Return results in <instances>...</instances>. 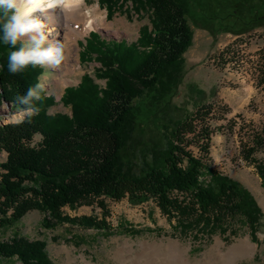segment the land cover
Here are the masks:
<instances>
[{"label": "trees", "instance_id": "16d2710c", "mask_svg": "<svg viewBox=\"0 0 264 264\" xmlns=\"http://www.w3.org/2000/svg\"><path fill=\"white\" fill-rule=\"evenodd\" d=\"M100 1L109 11L131 3L138 15H150L151 28H141L132 44L99 41L91 33L86 58L100 64L96 75L106 84L102 87L85 75L78 87L69 88L64 100L71 106V116H51L48 110L54 100L43 91L42 99L33 101L40 109L37 115L0 123V152L6 153L0 162V229L39 210L44 214L41 225L47 229L69 224L105 234H137L134 228L110 225L107 198L127 199L132 205L153 201L164 215L178 220L180 231L189 233L226 232L230 221L243 216L255 235L261 211L254 197L209 163L212 104H203L165 126L162 144L149 149L140 171L127 166L123 158L135 128L133 100L148 93L164 95L179 77L183 55L193 39L187 20L189 0ZM4 22L0 11V37ZM13 50L0 39V108L8 105L21 111L25 106L18 104L17 97L41 83L43 68L29 65L20 73H10L7 56ZM258 57L264 85V44ZM191 147H197L199 155ZM258 148H264V135L255 136L245 152L264 185V160L252 158ZM83 205H97L103 218L70 216L63 210ZM46 247L43 240L15 234L0 242V257L20 264H52Z\"/></svg>", "mask_w": 264, "mask_h": 264}, {"label": "rangeland", "instance_id": "374dc122", "mask_svg": "<svg viewBox=\"0 0 264 264\" xmlns=\"http://www.w3.org/2000/svg\"><path fill=\"white\" fill-rule=\"evenodd\" d=\"M85 5L96 6L104 24L76 42L78 72L67 82L58 80L65 73L60 66L43 68L40 81L46 96L54 100L48 110L51 116H71V106L64 100L66 92L78 87L85 75L102 87L106 84V79L96 75L100 64L86 58L91 33L99 41L132 44L139 39L141 28H151L150 15H138L131 3L122 8L113 6L111 11L100 0H85ZM187 20L193 39L183 55L176 75L179 77L168 93H148L133 100L135 128L123 158L127 166L140 171L149 149L162 144L165 126L184 119L203 104H212L215 110L209 121L213 131L209 163L241 183L254 197L261 211L255 235L243 216L230 221L226 232L189 233L180 231L178 220L164 215L153 201L132 205L127 199L105 198L110 225L131 227L139 231L137 234H105L69 224L47 229L41 225L44 214L33 210L14 226L0 229V242L15 234L43 240L52 264H145L153 251H158L155 255L159 264H264V185L254 163L245 157L254 137L264 135V85L257 65L258 51L264 44V0H189ZM21 119V111L8 105L0 108V123ZM39 140L36 136L35 142ZM191 149L199 155L197 147ZM5 158L6 153L0 152V162ZM252 158L264 160V148L256 149ZM63 210L70 216L103 218L97 205ZM242 243H248V250L235 254L236 246ZM172 247L178 252L172 254L168 250ZM0 264L20 262L0 257Z\"/></svg>", "mask_w": 264, "mask_h": 264}, {"label": "clouds", "instance_id": "9594fccd", "mask_svg": "<svg viewBox=\"0 0 264 264\" xmlns=\"http://www.w3.org/2000/svg\"><path fill=\"white\" fill-rule=\"evenodd\" d=\"M23 3L31 0H0V11L3 12L5 22L2 25L3 44L10 45L13 51L7 56L8 71L17 74L29 65L42 68H59L65 59V51L60 41L50 40L45 31V25L39 16L23 9ZM63 4V0H51L49 8ZM19 43V47L17 45ZM43 83H36L27 89L26 95L17 97L23 116L32 117L39 113L33 101L42 99Z\"/></svg>", "mask_w": 264, "mask_h": 264}, {"label": "bare ground", "instance_id": "6f19581e", "mask_svg": "<svg viewBox=\"0 0 264 264\" xmlns=\"http://www.w3.org/2000/svg\"><path fill=\"white\" fill-rule=\"evenodd\" d=\"M50 2L51 0H31V3H23V9L42 19L49 39L51 37V40L62 43L65 59L60 68L64 69L65 73L58 80L63 84L67 82L68 77H72L73 74L78 72L77 53H74L76 42L89 31L103 25L104 18L102 14L98 13L96 6L85 5V0H63L62 5L54 8L48 7ZM248 248V243L239 244L236 246L235 254H244ZM175 249L174 247L168 248L172 254L178 252ZM154 250H156V246ZM150 253H152V257L149 256V259L147 257L148 261L145 264H159L160 259L154 251ZM229 256L231 258V255Z\"/></svg>", "mask_w": 264, "mask_h": 264}]
</instances>
